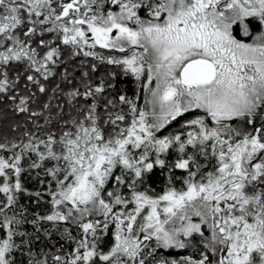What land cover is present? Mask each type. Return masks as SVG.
<instances>
[{"label":"snow or ice","instance_id":"snow-or-ice-1","mask_svg":"<svg viewBox=\"0 0 264 264\" xmlns=\"http://www.w3.org/2000/svg\"><path fill=\"white\" fill-rule=\"evenodd\" d=\"M0 264H264V0H0Z\"/></svg>","mask_w":264,"mask_h":264},{"label":"trees","instance_id":"trees-1","mask_svg":"<svg viewBox=\"0 0 264 264\" xmlns=\"http://www.w3.org/2000/svg\"><path fill=\"white\" fill-rule=\"evenodd\" d=\"M120 87L127 90L129 95H132V93L136 90V83L129 77L125 79V82L122 83Z\"/></svg>","mask_w":264,"mask_h":264}]
</instances>
